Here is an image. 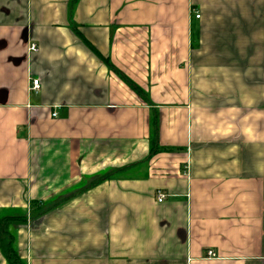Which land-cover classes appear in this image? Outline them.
Masks as SVG:
<instances>
[{
    "label": "crops",
    "instance_id": "obj_1",
    "mask_svg": "<svg viewBox=\"0 0 264 264\" xmlns=\"http://www.w3.org/2000/svg\"><path fill=\"white\" fill-rule=\"evenodd\" d=\"M9 242L24 264H264V0H0V264Z\"/></svg>",
    "mask_w": 264,
    "mask_h": 264
},
{
    "label": "trees",
    "instance_id": "obj_2",
    "mask_svg": "<svg viewBox=\"0 0 264 264\" xmlns=\"http://www.w3.org/2000/svg\"><path fill=\"white\" fill-rule=\"evenodd\" d=\"M87 42V41H86ZM95 50V49H94ZM107 65L110 67L111 70H113L115 73H117L118 75H120V77L122 78V80L132 89L134 90L141 98H143L144 100L147 101V97L144 93V91L138 87L136 84H134L130 79H128L124 74H122L120 71H118L113 65H111L109 62H107L106 60H104ZM158 116H154V121L152 123V144H153V152H155V150L157 149L158 146V120H157ZM7 220H9L10 223H12L15 219L13 218H8ZM18 221H24L22 220V218H18ZM5 234L8 235L9 233H7L5 231ZM2 251L4 252L6 258L8 259V261L11 264H24V262L20 259L19 254L17 253V251L13 248L12 243H2Z\"/></svg>",
    "mask_w": 264,
    "mask_h": 264
},
{
    "label": "built area",
    "instance_id": "obj_3",
    "mask_svg": "<svg viewBox=\"0 0 264 264\" xmlns=\"http://www.w3.org/2000/svg\"><path fill=\"white\" fill-rule=\"evenodd\" d=\"M200 17H201L200 15H198V14L196 15V18L197 19H200ZM29 50H30L31 53H35V52H38L39 51V48H38V46L36 44H31ZM41 88H42L41 81L39 79L30 78V88H29V90L31 92L38 93V92H40ZM55 116H56V114H54V117ZM165 199H166V195L163 194V193H159V195H158V201L160 203H162ZM207 257L210 258V259L216 258V254L213 251H209L207 253Z\"/></svg>",
    "mask_w": 264,
    "mask_h": 264
}]
</instances>
